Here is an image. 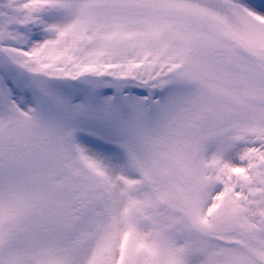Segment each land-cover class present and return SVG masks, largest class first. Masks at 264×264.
Instances as JSON below:
<instances>
[{
    "label": "snow or ice",
    "instance_id": "obj_1",
    "mask_svg": "<svg viewBox=\"0 0 264 264\" xmlns=\"http://www.w3.org/2000/svg\"><path fill=\"white\" fill-rule=\"evenodd\" d=\"M0 264H264V0H0Z\"/></svg>",
    "mask_w": 264,
    "mask_h": 264
}]
</instances>
